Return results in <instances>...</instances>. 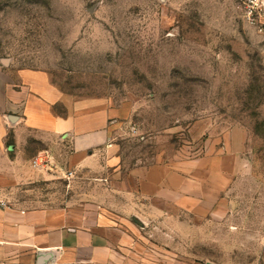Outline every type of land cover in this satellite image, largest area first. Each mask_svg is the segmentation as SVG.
Masks as SVG:
<instances>
[{
	"label": "rangeland",
	"instance_id": "obj_1",
	"mask_svg": "<svg viewBox=\"0 0 264 264\" xmlns=\"http://www.w3.org/2000/svg\"><path fill=\"white\" fill-rule=\"evenodd\" d=\"M38 96L59 116L67 101L106 105L122 133L115 177L148 169L158 196L128 219L155 229L145 264H264V29L242 0H0L7 144Z\"/></svg>",
	"mask_w": 264,
	"mask_h": 264
},
{
	"label": "crops",
	"instance_id": "obj_2",
	"mask_svg": "<svg viewBox=\"0 0 264 264\" xmlns=\"http://www.w3.org/2000/svg\"><path fill=\"white\" fill-rule=\"evenodd\" d=\"M27 99L19 129L28 133L16 127L9 144L7 133H0V264H145L140 237L155 229L133 224L143 217L135 207L158 195L144 192L146 166L115 177L122 169L116 141L122 133H113L106 105L67 101L66 116H59L42 97ZM30 140L40 143L38 152L53 157L52 165H32ZM236 164L227 167L218 160L215 168L235 172Z\"/></svg>",
	"mask_w": 264,
	"mask_h": 264
},
{
	"label": "built area",
	"instance_id": "obj_3",
	"mask_svg": "<svg viewBox=\"0 0 264 264\" xmlns=\"http://www.w3.org/2000/svg\"><path fill=\"white\" fill-rule=\"evenodd\" d=\"M242 2L249 22L264 29V0H242ZM53 163V157L43 152H38L32 159V165L37 169L48 168ZM66 174L71 175L72 171L68 170Z\"/></svg>",
	"mask_w": 264,
	"mask_h": 264
},
{
	"label": "water",
	"instance_id": "obj_4",
	"mask_svg": "<svg viewBox=\"0 0 264 264\" xmlns=\"http://www.w3.org/2000/svg\"><path fill=\"white\" fill-rule=\"evenodd\" d=\"M207 264H216V263H214V262H208Z\"/></svg>",
	"mask_w": 264,
	"mask_h": 264
}]
</instances>
